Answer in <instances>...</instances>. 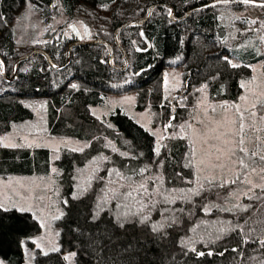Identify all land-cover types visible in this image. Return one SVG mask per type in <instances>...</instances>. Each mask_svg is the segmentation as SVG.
<instances>
[{
  "label": "trees",
  "instance_id": "16d2710c",
  "mask_svg": "<svg viewBox=\"0 0 264 264\" xmlns=\"http://www.w3.org/2000/svg\"><path fill=\"white\" fill-rule=\"evenodd\" d=\"M215 2L0 0V58L5 64V74L0 66V125L88 144L83 151H61L55 162L62 215L52 225L59 251L44 255L37 248L34 240L42 227L32 213L0 207V261L25 264L28 249L33 264H69L64 259L69 253H75V264H264V190L225 208L246 175L264 169V161L238 152L237 177L208 184L197 178L188 134L190 111L201 101V91L212 103L234 105L243 93L241 82L252 78L249 63L232 67L227 44L249 41L255 28L264 35V9L220 6L198 11ZM30 5L40 11L44 24L64 18L82 24L90 40L108 42L114 48V68L125 67L116 33L145 18L151 8L162 7L143 27L120 31L130 61L122 72L109 65V50L102 45L74 47L68 61L78 40L65 37L64 30L59 36L48 32L40 50L17 47L14 24ZM248 10L260 17H236ZM232 17L237 29L230 25ZM142 30L151 43L146 53L139 52L147 49ZM35 51L44 52L58 69L39 55L21 63L14 76L17 60ZM176 59L180 62L174 64ZM253 62L264 63V52ZM167 67L181 69L183 95L173 101L165 96ZM126 95L135 97L138 112L152 115L154 126L178 125L162 152L157 153L155 137L122 111L103 120L92 115L91 107ZM258 110L264 114V103ZM241 159L248 167L240 165ZM51 170L49 150L0 145V178L46 177ZM189 188L200 189V195Z\"/></svg>",
  "mask_w": 264,
  "mask_h": 264
},
{
  "label": "rangeland",
  "instance_id": "374dc122",
  "mask_svg": "<svg viewBox=\"0 0 264 264\" xmlns=\"http://www.w3.org/2000/svg\"><path fill=\"white\" fill-rule=\"evenodd\" d=\"M247 16L260 17L256 10L245 11L236 17ZM234 19L235 17L230 25L237 29ZM71 25L73 23L64 18L51 24H44L40 11L30 5L25 15L14 24L17 47L40 50L48 41L45 39L48 32L59 36L60 31L64 30L65 37H73L69 30ZM75 25L82 33H86L82 24ZM253 31L254 36L249 41L239 45H233V42L227 44L230 60L234 65L249 63L252 67L251 80L241 82L243 93L239 102L234 105L212 103L208 94L201 91L199 94L202 97L201 101L195 110L190 111L188 134L193 141L194 164L197 178L200 180L223 183L233 181L238 175V152L241 147L247 154L264 156V114H260L258 110L259 105L264 103V63L253 62L264 52V35L259 34L257 28ZM172 62L176 64L180 59ZM164 83L165 96L169 100L173 101L183 95L180 68L167 67L164 70ZM90 110L93 116L101 120L108 118L117 110L122 111L155 137L159 152H162L165 141L173 136L178 126L174 124L166 129L154 126L153 117L149 112L136 110L133 95L111 97L103 106L91 107ZM241 124L243 130L240 128ZM241 138L244 141L243 145L239 143ZM0 145L8 148L51 151L52 170L48 176L0 178V206L4 209L17 208L32 213L42 227V234L34 240L37 248L43 253L56 252L53 249H59L58 233L52 224L61 217L62 212L56 186L59 172L55 162L61 151H73V149L77 152L81 149L83 151L88 144L73 139H52L31 135L0 125ZM262 189H264V169H254L246 175L243 186L232 193L225 208L241 203ZM66 256L69 257L67 260L69 264H75V255L69 253ZM25 264H33V253L28 249L25 250Z\"/></svg>",
  "mask_w": 264,
  "mask_h": 264
},
{
  "label": "water",
  "instance_id": "95a60500",
  "mask_svg": "<svg viewBox=\"0 0 264 264\" xmlns=\"http://www.w3.org/2000/svg\"><path fill=\"white\" fill-rule=\"evenodd\" d=\"M256 4H264V3H258V2H255ZM214 5V6H213ZM220 6H250V7H253L254 9H264V8H260V7H254L252 6V4H245L242 2V0H229V2L227 4L223 3V2H215L213 4H210L208 6H205L203 8H200L198 11H207V10H211V9H215V8H218ZM162 6H158V7H153L151 8L149 11H148V14L145 18L141 19V20H137V21H133V22H130L128 23L124 28H122L121 30H119L117 33H116V46L117 48L119 49V51L121 52V54L123 55V58L125 60V67L124 68H114L113 65H112V62H113V57H114V48L106 41L104 40H100V41H92L90 40V37H89V34H88V31L87 29L85 28V32L86 33H82L79 28L73 24L70 26V31L71 33L75 36V38L78 40L77 43L73 44L71 46V48L69 49V54H68V61L70 60V56H71V50L74 48V47H77V46H84V45H102V46H106L109 50V65L113 68V69H118L122 72H125L129 69L130 67V61L119 41V33L120 31L124 30L125 28H128V27H143L145 24H147V22L150 20V18L152 17V14L154 13V11L157 9V8H160ZM165 8H168L170 9L169 7L167 6H163ZM174 12L171 11V20H174ZM141 37H142V40L143 42L147 45V49L146 50H140L139 52L140 53H146V52H149L150 49H151V43L149 42L148 38L146 37L145 35V32L144 30L141 31ZM39 55H42V56H45L48 60V62L51 64V66L55 69H58V67H56L50 60V58L42 51H35V52H32L28 55H25V56H22L21 58H19L17 60V62L15 63V66H14V76L17 74V71H18V67L21 63H24V62H27V61H30L32 58L36 57V56H39ZM0 66L2 68V73L5 74V64L3 63L2 59L0 58ZM55 66V67H54Z\"/></svg>",
  "mask_w": 264,
  "mask_h": 264
},
{
  "label": "snow or ice",
  "instance_id": "6c2138e0",
  "mask_svg": "<svg viewBox=\"0 0 264 264\" xmlns=\"http://www.w3.org/2000/svg\"><path fill=\"white\" fill-rule=\"evenodd\" d=\"M26 2H28V0H26ZM217 2H223V3L227 4V3L229 2V0H217ZM242 2L245 3V4H252V6H254V7L264 8V4H256V3H255V0H242ZM213 6H214V5H213ZM169 15H171V10H169ZM253 23H255V20H253ZM225 59L227 60V57H225ZM229 63H230V61H229ZM54 67H55V66H54ZM232 67H236V65L233 64ZM72 87H73V88H76L77 86H76L75 84H73ZM173 119H175V117H173ZM169 126H171V125H169ZM240 128H241V130H243V124L240 125ZM239 143H240V145H243L244 141H243L242 138H241V140L239 141ZM73 151H75V149H73ZM81 151H82V149H81ZM239 151H240V152H245V149H244L243 147H241V148L239 149ZM157 153H159V149H157ZM121 155H126V153H121ZM252 155H255V153H253ZM260 160H261V161H264V156H261V157H260ZM239 163H240V165H241L242 167H248V165H246V164L244 163L243 159H241V160L239 161ZM145 170H146V169H143V168H142V169H140V172L143 173ZM253 170H254V169H253ZM117 175H119V172H117ZM207 183H208V184H211L212 181H211V180H208ZM140 187L143 188L145 191H147V189L144 187L143 184H141ZM201 188H203V185H201ZM262 190H264V189H262ZM188 192H189V193H192L193 195H200V189L189 188V189H188ZM127 195H128V196H131L132 193H131V192H128ZM257 198H259V197H257ZM169 202H170V203H175L174 200H171V201H169ZM0 207H2V206H0ZM5 210H7V209H5ZM125 215H126V214H125ZM145 219H147V218L145 217ZM120 226L123 227L124 224L121 223ZM158 228H159L158 225H155V224H154V225L152 226V230H153V231H157ZM34 243H35V242H34ZM260 243H261V245H264V240L260 241ZM233 250L235 251V249H233ZM53 251H59V249H53ZM47 254H48V253H44V255H47ZM211 254H212V253H208V255H211ZM222 254H223V253H221V255H222ZM72 255H75V253H72ZM199 255H200V256H204L205 253L200 252ZM64 259H65V260H68L69 257H68V256H65ZM0 264H3V262L0 261Z\"/></svg>",
  "mask_w": 264,
  "mask_h": 264
}]
</instances>
